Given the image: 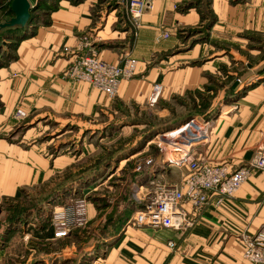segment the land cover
<instances>
[{"label": "crops", "instance_id": "crops-1", "mask_svg": "<svg viewBox=\"0 0 264 264\" xmlns=\"http://www.w3.org/2000/svg\"><path fill=\"white\" fill-rule=\"evenodd\" d=\"M29 1L33 5V0ZM182 1L156 0L153 9L141 20L129 52L128 48H121L100 53L103 61L112 64L122 63L127 55L139 62L135 77L122 82L115 102L146 106L156 85L162 86V98L167 99L207 84L206 65L168 67L179 61V56L186 58L191 53L193 58L199 57L205 50L202 45H196L185 55L169 56L181 45L176 32L200 23L195 9L188 13L175 9ZM213 1L219 23L213 28L212 37L223 36L225 23L237 29L254 27V3H247L241 10L240 4L234 5L229 0ZM51 2L42 0V5ZM53 2L55 10L44 12L46 20H36L30 25V33L18 42L15 59L0 68V264L49 263L46 252L49 209L41 196L31 205L25 203L32 202L34 193L38 195L42 187L60 178L65 161H69L68 164L72 161L69 156L49 154L48 146L37 140L40 129L34 126L38 121L33 125L34 121L43 118L60 123L87 120L96 111H110L113 104L110 96L90 84L73 83L63 77L77 56L74 51L66 52L65 48H76L79 37L94 27L96 1ZM113 14L107 18L105 33ZM163 32L170 33L171 37L160 41ZM107 34L112 36L114 32ZM235 35L238 39L237 32ZM125 36L119 33L110 38L122 40ZM157 57L160 62L154 63ZM255 82L253 73L243 82V93L227 110L216 115L207 138L196 146L191 145L196 147L197 153L193 156L197 161L209 165L228 164L239 169L254 158L264 142V79L251 87ZM18 110L26 113L25 119L15 117ZM182 167L187 174V167ZM160 175V179L165 177ZM60 187L61 190L63 186ZM143 190L144 187L139 191V201ZM191 215L197 223L188 232L127 226L97 260L104 264H251L243 257L241 238L255 235L264 228V173H254L221 205L216 206L213 201L200 212L192 211ZM59 253L56 258L63 255Z\"/></svg>", "mask_w": 264, "mask_h": 264}, {"label": "rangeland", "instance_id": "rangeland-1", "mask_svg": "<svg viewBox=\"0 0 264 264\" xmlns=\"http://www.w3.org/2000/svg\"><path fill=\"white\" fill-rule=\"evenodd\" d=\"M35 1L37 3L39 0H34L33 5H36ZM51 1L50 5L55 6L53 1L57 2V0ZM95 1L93 7L95 28L91 27V30L79 37L76 48H65V51L69 53L74 51V54L81 51L77 46L82 40L84 45H88L82 50L84 54L88 52L99 58L100 53L105 49L128 48L129 52L140 27L137 25H141V22L136 25L123 0ZM249 2L250 5L255 4L254 27L237 29L231 23H225L222 25L223 36L219 37L211 35L215 25L219 23V15L213 0H183L179 6H175V9L182 13L195 9L200 16V23L195 27H185L176 32L181 45L169 56L185 55L196 45H202L205 50L199 57L193 58L191 53L187 54L186 58L179 56V61L168 67L179 64L191 67L206 65L204 74L207 84L200 89L167 99L162 98L163 93H161L154 106L148 103L146 106L137 103H118L115 102L116 95L111 97L113 104L110 111H96L91 114V119L70 123H60L45 118L34 121L33 125L38 121L34 126L38 125L40 129L37 140L48 146L49 154L53 157L69 156L72 161L71 164L65 161L67 164L60 178L48 183L46 188L42 187L38 195L34 193L31 196L32 202L25 203L31 205L42 197L41 200L49 209L46 216L49 222L47 231L49 248L46 251L49 256L48 264H92L93 260L102 257L106 246L121 235L130 225L129 221L134 213L141 208L138 197L142 187L145 194L151 187L150 183L160 179L158 178L160 174L165 175L161 179L167 180L163 182L174 183L182 180L186 175V170L173 162L182 163L179 161L180 158L186 160L187 157L180 154L171 161L168 160L169 155L176 154L186 146H196L200 140L205 139L185 140L181 137L180 141L179 139L176 141L174 137L167 135L179 133L180 131L177 130L188 123L198 130L202 129L201 131L204 128L206 130L205 126H207V130L210 131L216 115L227 110L228 106L243 93L245 79L255 74L256 82L250 85L251 87L256 86L261 78L264 79V0H229V3L234 5L240 4L241 10L246 8ZM112 13L114 14L108 22L107 33L113 31L114 34L109 36L104 30L107 18ZM44 14H46L44 9L37 12L40 16L38 21L46 20ZM12 17H6L5 11L0 10V24ZM29 29L17 40L0 37V65L11 62L10 59L15 53L14 48L25 35L30 33ZM236 32L238 39L235 37ZM119 33H125V38L122 40L110 38L117 37ZM167 33L163 32L160 41L171 37L168 33L169 37L165 38L164 35ZM153 62H160V58H155ZM68 69L63 74L65 79L73 83H84L71 80L67 75ZM136 73L137 69L129 79H133ZM250 81L252 83V79ZM91 87L104 93L92 85ZM207 133L209 135V132ZM145 140L148 142L143 146ZM128 159L129 161H125ZM60 186H63L61 190ZM59 199L62 200L57 205ZM80 199H85L87 203L86 225L75 228L67 237L56 239L51 227L52 211L56 209L54 206L69 205ZM43 207L42 203L41 208ZM126 215L129 217L126 218ZM59 252H63V255L56 258V253L60 254Z\"/></svg>", "mask_w": 264, "mask_h": 264}, {"label": "built area", "instance_id": "built-area-1", "mask_svg": "<svg viewBox=\"0 0 264 264\" xmlns=\"http://www.w3.org/2000/svg\"><path fill=\"white\" fill-rule=\"evenodd\" d=\"M123 1L137 25L142 17L153 9L156 0ZM164 37L168 38L169 34H165ZM82 42L81 40L77 46L81 51H77L76 60L68 69L67 75L73 81L88 83L108 96L115 97L122 82L134 75L139 64L138 60L127 55L120 64L108 63L96 55L88 52L84 54L82 50L88 45ZM161 93L162 86L156 85L149 99L150 106L157 104ZM16 118L23 120L26 118V113L18 110ZM190 125L192 124H187ZM177 131H181L178 137H183L185 140L207 138L208 132L207 127L204 134L197 136L191 133L185 134L184 127ZM177 166L187 167L188 173L176 183L163 182V179L152 181L150 189L145 191L139 201L141 208L134 213L129 226L165 228L180 232L192 230L197 223V219L191 215L192 211L200 212L213 201L216 206L221 205L225 199L233 197L254 173H264V142L258 147L251 162L239 169H234L228 164L209 165L197 161L194 156ZM73 202L55 207L52 212L51 227L56 239L67 237L75 228L84 227L88 221L85 199ZM241 240L244 259L251 264H264V228L255 235L243 236ZM170 246L174 247V244L171 243ZM92 264H104V262L98 259Z\"/></svg>", "mask_w": 264, "mask_h": 264}, {"label": "trees", "instance_id": "trees-1", "mask_svg": "<svg viewBox=\"0 0 264 264\" xmlns=\"http://www.w3.org/2000/svg\"><path fill=\"white\" fill-rule=\"evenodd\" d=\"M12 1L13 0H0V10H4L5 11V16L6 17L7 16H10V17L13 16L12 8H11ZM75 2H79V1H75ZM55 8H56V6H53V5H42L41 0H39L36 3V8L32 11V19H31V23L29 24V27H30V25L35 23L36 20L38 21V19L40 17L39 15H37L38 11H41V10L44 9V12H50V11L55 10ZM27 27L25 29H5V30L2 31L0 37H2L4 39H8V40L20 39L22 37V34L24 32H26L27 29H29V27L28 28ZM17 45H18V43H17ZM16 47L14 48L15 50H16ZM14 59H15V56L13 58H11L10 60L12 61ZM7 64L0 65V68L6 66ZM147 142H148V140H145L144 143H143V146H145ZM49 197H50V195H49ZM51 198L53 199V195L51 196ZM61 200L62 199L58 200V204L60 203L59 201H61ZM127 217H129V215H126V218Z\"/></svg>", "mask_w": 264, "mask_h": 264}, {"label": "water", "instance_id": "water-1", "mask_svg": "<svg viewBox=\"0 0 264 264\" xmlns=\"http://www.w3.org/2000/svg\"><path fill=\"white\" fill-rule=\"evenodd\" d=\"M13 17L0 24V31L5 29H25L32 19L36 5L29 0H13L11 4Z\"/></svg>", "mask_w": 264, "mask_h": 264}, {"label": "bare ground", "instance_id": "bare-ground-1", "mask_svg": "<svg viewBox=\"0 0 264 264\" xmlns=\"http://www.w3.org/2000/svg\"><path fill=\"white\" fill-rule=\"evenodd\" d=\"M121 87V86H120ZM156 95V94H155ZM184 129H185V134H187V133H191V134H195L196 136L198 135V134H204L205 133V130H203L201 133H200V131L202 130H198L197 128H195L194 126H192V125H190V126H185L184 127ZM181 133V131L179 132V133H174V134H172V135H167V136H169V137H174L175 138V140L176 141H178V139L180 138V137H178V136H180L179 134ZM161 137V136H160ZM159 139H161V138H159ZM181 139V138H180ZM180 139H179V141H180ZM195 147V146H194ZM194 147L192 146V147H190V146H186V147H184V148H182V149H180V151H178L176 154H170L169 155V158H168V160L169 159H171V161H173L175 158H177V156H179L180 154L181 155H183V156H185V157H187V159L185 160V159H183V158H180L181 160H179L180 162H182V163H184V162H186V161H188L191 157H193V152L195 151L194 150ZM167 160V161H168ZM169 163H171L170 161H168ZM181 163V164H182ZM172 164V163H171ZM173 164H175L176 165V163L175 162H173ZM177 165H180V164H177Z\"/></svg>", "mask_w": 264, "mask_h": 264}]
</instances>
